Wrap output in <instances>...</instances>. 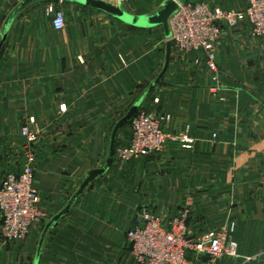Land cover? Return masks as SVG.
I'll return each mask as SVG.
<instances>
[{"label": "crops", "instance_id": "1", "mask_svg": "<svg viewBox=\"0 0 264 264\" xmlns=\"http://www.w3.org/2000/svg\"><path fill=\"white\" fill-rule=\"evenodd\" d=\"M23 1L0 0V39ZM163 3L136 15L153 14ZM50 4L65 12L63 30H55L52 20L50 28L35 21L38 10L43 6L46 13ZM65 9L80 21L68 24ZM95 12L106 27L82 28ZM196 56L200 53L172 60L142 105L159 98L156 107L171 118L168 131L190 127L194 149L172 142L162 155L121 169L114 161L50 230L39 264H136L127 233L140 207L170 218L188 210L195 234L227 226L239 257L220 264H264V37L253 36L249 25L226 30L216 54L217 74L194 63ZM165 59L163 26L135 28L53 0L23 9L0 53V183L23 170L14 152L25 141L22 119L34 118L40 132L38 199L51 217L59 213L86 174L105 165L116 123L158 77ZM122 130L117 146L125 140L120 142ZM47 222L35 225L25 240H0V262L34 264Z\"/></svg>", "mask_w": 264, "mask_h": 264}, {"label": "built area", "instance_id": "2", "mask_svg": "<svg viewBox=\"0 0 264 264\" xmlns=\"http://www.w3.org/2000/svg\"><path fill=\"white\" fill-rule=\"evenodd\" d=\"M122 5L143 0H103ZM46 14L55 30L66 27V15L54 4L48 5ZM242 25L251 27L252 35L264 37V0H248L243 10L227 11L212 7L205 0H189L181 5L170 19L173 46L172 58L192 57L197 65L218 73L217 50L225 32ZM215 80L217 77L215 76ZM154 98L139 109L131 120L132 133L117 146L115 163L124 168L140 159L164 153L170 143L183 150L194 149L196 139L186 126L177 134L168 131L170 116L161 112ZM31 119L22 127L26 140L23 150L26 163L19 174L8 173L0 183V238L4 244L25 240L31 229L50 220V214L40 206L35 186L40 132ZM216 137V135H214ZM264 190V174L260 180ZM127 238L136 264H220L226 258H238V243L229 227L193 233L189 227V211L181 210L172 219L142 212ZM0 264H9L1 263Z\"/></svg>", "mask_w": 264, "mask_h": 264}, {"label": "water", "instance_id": "3", "mask_svg": "<svg viewBox=\"0 0 264 264\" xmlns=\"http://www.w3.org/2000/svg\"><path fill=\"white\" fill-rule=\"evenodd\" d=\"M42 0H24L20 5H18L14 11L11 13L9 18L6 21L4 26V30L0 39V53L5 45V42L8 38L10 30L18 17V15L22 12L23 9ZM53 1H60V2H67V3H76L78 5L105 13L110 17L128 24L135 28H152L157 26H163L165 31L166 37V59L163 70L161 73L156 77L152 83L148 86L145 93L142 97L131 107V109L127 112V114L121 118L115 125L112 135H111V142L108 157L104 166L93 169L89 171L83 179V182L75 191V193L71 196L65 207L56 215L50 218V220L46 223L43 233L40 238L37 254L34 260V264L40 263L41 252L45 242V239L50 232V230L64 217L66 216L73 205L77 202L78 198L85 192L88 186L93 183L96 179L106 174L113 166L115 161L116 149H117V140L120 131L127 126L142 105L147 101L151 93L154 91L158 83L161 82L163 77L168 71L170 63L172 61V53H173V46L171 40V32L169 22L170 19L175 15L180 6L188 2L189 0H166L164 1L163 5L160 9H158L155 13L150 15H136L126 11L122 5H114L103 0H53Z\"/></svg>", "mask_w": 264, "mask_h": 264}, {"label": "rangeland", "instance_id": "4", "mask_svg": "<svg viewBox=\"0 0 264 264\" xmlns=\"http://www.w3.org/2000/svg\"><path fill=\"white\" fill-rule=\"evenodd\" d=\"M164 1L166 0H144V1H140V2H129L127 4H125V6L123 7L124 9L132 12V13H148L153 11L154 9L158 8ZM212 2V4L226 8V9H243L245 6H247V1L248 0H210ZM67 12L68 10L65 9ZM97 13L95 12V14L93 13V15L89 16L88 19H85L86 23H84V26H82V28H86V29H104L106 26L104 24H102V20H100L99 18L96 17ZM68 24L69 23H74V22H79V18L74 16L73 13H69L68 12ZM35 21L38 22L39 27L41 26V28H50L51 26V18L48 17L45 13V9L40 8L38 10V13L36 14L35 17ZM111 28H118L117 27H111ZM161 32H158L157 34H155L154 36V40L155 43L158 44L157 42L161 39ZM160 44V43H159ZM162 47V44H161ZM157 53V52H156ZM155 53V56L157 58V54ZM180 59V57H174V61H178ZM173 60V58H172ZM163 63V57L161 56L159 58V66H161ZM204 65V64H203ZM31 119L34 118H25L22 119V127L24 125H26L28 122H30ZM116 120V119H115ZM35 121V119H34ZM21 127V128H22ZM132 133V126L131 124H129L128 126H126L123 130H122V134L120 135V142L121 139H128V137H130ZM26 144V140L23 142L22 146L19 147V150H17L15 153V155L17 157H19L20 159V164L19 166H21V168L23 169L25 163H26V154L23 150L24 145ZM37 149H38V145H36ZM163 154V153H162ZM162 154H157V155H162ZM154 156V155H152ZM159 158H161V156H157ZM161 160V159H158ZM159 166L160 169H162L161 163L157 164ZM18 167V166H17ZM12 172H14V170H12ZM146 211V208L144 207H140V212H144ZM147 212L151 213L150 211L147 210ZM157 217H163V216H157ZM165 219H168L170 217H163ZM172 219V217L170 218ZM1 240V238H0ZM2 248V246L0 245V249Z\"/></svg>", "mask_w": 264, "mask_h": 264}, {"label": "trees", "instance_id": "5", "mask_svg": "<svg viewBox=\"0 0 264 264\" xmlns=\"http://www.w3.org/2000/svg\"><path fill=\"white\" fill-rule=\"evenodd\" d=\"M148 102H150V101H148ZM129 124H131V122Z\"/></svg>", "mask_w": 264, "mask_h": 264}]
</instances>
